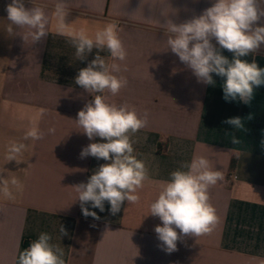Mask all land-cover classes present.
<instances>
[{"label": "crops", "instance_id": "obj_1", "mask_svg": "<svg viewBox=\"0 0 264 264\" xmlns=\"http://www.w3.org/2000/svg\"><path fill=\"white\" fill-rule=\"evenodd\" d=\"M55 2L24 0L26 8L43 7L49 18L48 35L34 43L27 27L7 32L11 0H0V176L8 178L15 196L0 193V264H16L42 232L64 249L65 264H259L253 258H264V85L254 90L250 105L226 102L223 78L213 74L214 86L198 82L168 48L161 27L167 20L179 24L199 16L214 0H67L69 31L94 36L116 23L127 50L124 61L107 49L99 53L108 65L120 66L113 75L127 80L117 95L103 93L106 102L148 113L147 125L131 136L134 155L148 172L136 193L139 201H125L115 215L107 202L104 212L89 206L99 219L82 214L75 189L105 163L80 157L99 138L90 141L75 121L96 95L76 85L75 77L98 50L77 59L69 37L56 31ZM258 23L264 25V17ZM222 54L231 60V52ZM242 59L264 68V45ZM237 116L246 131L223 123ZM32 127L43 139L23 140ZM233 132L239 144L231 142ZM14 141L27 148L9 160ZM196 156L208 158L223 175L208 190L218 223L209 234L181 237L177 250L167 253L154 232L161 221L149 214L150 204L170 173ZM13 178L20 187L11 185ZM61 225L67 235L60 239Z\"/></svg>", "mask_w": 264, "mask_h": 264}, {"label": "clouds", "instance_id": "obj_2", "mask_svg": "<svg viewBox=\"0 0 264 264\" xmlns=\"http://www.w3.org/2000/svg\"><path fill=\"white\" fill-rule=\"evenodd\" d=\"M6 12L9 22L6 30L10 35L14 34V27L30 29L28 35L34 43L48 35L49 18L43 7L34 5L26 8L24 0H11ZM68 12L67 0H56V31L69 37L77 59L85 60L93 49L98 50L94 59L75 77L76 85L88 93H96L77 113L75 121L90 141L99 138V141L84 147L80 157L91 156L105 163L94 170L86 183L75 186V189L82 214L99 219L89 206L104 212L107 202L110 213L115 215L125 201H139L136 193L148 179V172L145 162L134 155L135 141L131 136L147 125L148 113L140 116L134 107L126 103H108L103 95L107 91L115 96L127 85L125 78L112 74L119 72L120 66L116 63L108 65L99 54L107 49L114 60L126 59L127 50L118 35L117 24L110 23L94 36H89L83 29L68 30L69 24L65 23ZM262 17L264 8L260 7V0H214L212 6L199 16L179 24L167 20L161 27L165 28L168 36V48L192 70L198 82L214 86L215 74L223 78V99L226 102L239 101L250 105L254 90L264 85V68L259 67L255 60L249 62L242 57L255 53L264 45V25L258 23ZM213 40L216 44L212 43ZM223 50L232 53L231 60L222 54ZM251 118L249 114L248 119ZM223 123L236 131H246L239 116L228 118ZM48 132L54 134L55 129L49 128ZM230 136L233 144L241 142L235 132ZM43 137L44 133L38 127H32L25 132L23 140L36 141ZM26 148L24 142H12L8 147V159L16 160ZM221 180L222 173L212 167L208 158L196 156L171 172L169 180L161 183L157 198L150 204L149 214L161 221L154 227V232L162 250L172 253L177 250L181 237H199L213 231L218 217L209 202L208 190ZM11 185L20 187L15 178ZM0 193L7 199H15L8 178L2 176ZM59 231L60 239L67 235L62 225ZM253 259L264 264V258ZM16 264H65L64 249L52 243L49 233L42 232L19 253Z\"/></svg>", "mask_w": 264, "mask_h": 264}]
</instances>
